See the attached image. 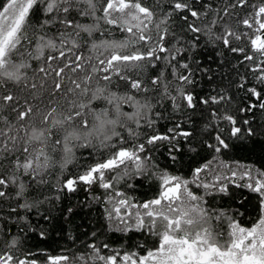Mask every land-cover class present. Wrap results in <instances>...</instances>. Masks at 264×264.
Instances as JSON below:
<instances>
[{
    "label": "snow or ice",
    "instance_id": "snow-or-ice-1",
    "mask_svg": "<svg viewBox=\"0 0 264 264\" xmlns=\"http://www.w3.org/2000/svg\"><path fill=\"white\" fill-rule=\"evenodd\" d=\"M0 264H264V0H0Z\"/></svg>",
    "mask_w": 264,
    "mask_h": 264
},
{
    "label": "trees",
    "instance_id": "trees-1",
    "mask_svg": "<svg viewBox=\"0 0 264 264\" xmlns=\"http://www.w3.org/2000/svg\"><path fill=\"white\" fill-rule=\"evenodd\" d=\"M149 194H150V192H149L148 182L147 181H144L142 185L138 184V190L135 193V195H137V196H146V195H149Z\"/></svg>",
    "mask_w": 264,
    "mask_h": 264
}]
</instances>
